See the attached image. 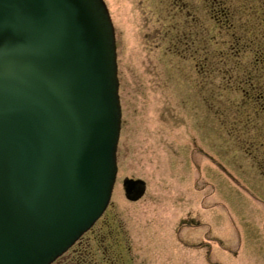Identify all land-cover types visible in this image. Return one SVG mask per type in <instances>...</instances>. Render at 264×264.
<instances>
[{"label":"rangeland","instance_id":"374dc122","mask_svg":"<svg viewBox=\"0 0 264 264\" xmlns=\"http://www.w3.org/2000/svg\"><path fill=\"white\" fill-rule=\"evenodd\" d=\"M104 1L121 125L84 258L264 264V0ZM126 177L145 181L135 201Z\"/></svg>","mask_w":264,"mask_h":264},{"label":"water","instance_id":"95a60500","mask_svg":"<svg viewBox=\"0 0 264 264\" xmlns=\"http://www.w3.org/2000/svg\"><path fill=\"white\" fill-rule=\"evenodd\" d=\"M118 84L103 0H0V264L50 263L105 209Z\"/></svg>","mask_w":264,"mask_h":264},{"label":"flooded vegetation","instance_id":"af4514ba","mask_svg":"<svg viewBox=\"0 0 264 264\" xmlns=\"http://www.w3.org/2000/svg\"><path fill=\"white\" fill-rule=\"evenodd\" d=\"M83 238H84V236L81 237V239L75 245H73L66 253H64L61 257H59L57 260H55L52 264H98L94 260H92L90 262L89 260L84 258L86 251H87L86 247H87V245L90 244L89 242L92 239H89L88 237H86L85 239H83ZM105 249L108 250V248H105V246H104V250ZM113 251H114V249H113ZM68 254H69V256H66ZM71 257H75V258H73L71 260L70 259ZM61 259L63 260V262ZM116 264H119V259H117ZM123 264H132V263L127 262V260L125 261L123 259Z\"/></svg>","mask_w":264,"mask_h":264},{"label":"trees","instance_id":"16d2710c","mask_svg":"<svg viewBox=\"0 0 264 264\" xmlns=\"http://www.w3.org/2000/svg\"><path fill=\"white\" fill-rule=\"evenodd\" d=\"M209 4H210V2H209ZM254 103H255V101H254ZM257 110H258V108L257 107H255L254 108V111H256L257 112ZM254 128L253 126H250V125H247V127H245V128ZM261 144H263L262 142H261Z\"/></svg>","mask_w":264,"mask_h":264}]
</instances>
